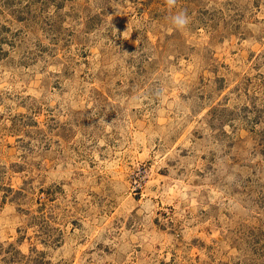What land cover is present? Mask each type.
I'll return each mask as SVG.
<instances>
[{"label": "rangeland", "instance_id": "374dc122", "mask_svg": "<svg viewBox=\"0 0 264 264\" xmlns=\"http://www.w3.org/2000/svg\"><path fill=\"white\" fill-rule=\"evenodd\" d=\"M0 264H264V0H0Z\"/></svg>", "mask_w": 264, "mask_h": 264}, {"label": "clouds", "instance_id": "9594fccd", "mask_svg": "<svg viewBox=\"0 0 264 264\" xmlns=\"http://www.w3.org/2000/svg\"><path fill=\"white\" fill-rule=\"evenodd\" d=\"M177 4L178 0H166L169 10L175 9ZM170 21L176 30H186L191 24V17L186 10H180L170 17Z\"/></svg>", "mask_w": 264, "mask_h": 264}]
</instances>
